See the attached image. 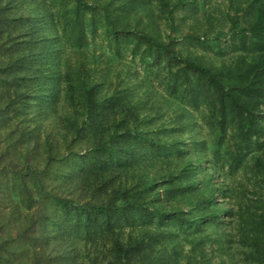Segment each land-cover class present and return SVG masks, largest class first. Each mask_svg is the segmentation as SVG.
<instances>
[{
  "label": "trees",
  "instance_id": "16d2710c",
  "mask_svg": "<svg viewBox=\"0 0 264 264\" xmlns=\"http://www.w3.org/2000/svg\"><path fill=\"white\" fill-rule=\"evenodd\" d=\"M17 1L0 0V264H264V0H228L213 42L234 54L219 61L147 29L151 0H127L122 20L103 5L113 51L130 46L157 83L68 65L55 4ZM56 1L84 46L93 8ZM173 1L170 16L198 2Z\"/></svg>",
  "mask_w": 264,
  "mask_h": 264
},
{
  "label": "rangeland",
  "instance_id": "374dc122",
  "mask_svg": "<svg viewBox=\"0 0 264 264\" xmlns=\"http://www.w3.org/2000/svg\"><path fill=\"white\" fill-rule=\"evenodd\" d=\"M13 1L15 5L19 4L17 0ZM41 1L43 2V6H46L47 3L55 4V8H51V10L54 18H56L59 24V31L64 40V57L65 60L68 61V65H72L78 61L87 63L91 69L93 66L96 70L95 75L97 77H103L105 80H113L116 75L124 77L129 70L133 73L138 72L140 77H148L155 83H157L156 81H159V77L164 78L165 74L164 76H153L150 73L151 70L146 67V60L142 61L139 54H133L130 46H119V52H114L111 42L102 30V6L108 5V8L116 7L113 11L120 8V10H118L117 19L122 20L130 14L127 7V0H113L110 4V0H86V3H88L93 10L90 12H80L78 15V20L82 22L85 35L84 42L86 43L80 48L74 46L76 42L80 41V32L78 34L76 31H72L69 26L70 24L66 21L72 18L73 12L70 5L66 4L65 8L62 9L61 4L56 0ZM170 2L168 10L160 7L158 0H151V2L148 3L147 7L151 9L153 19H151L152 22L150 26H147V29L153 34L155 33V35H159L164 41H168L172 38L177 39L176 47L184 53L191 52L204 54L208 59L216 61H219V53L222 58H228L234 54L233 45L229 43L230 38H222L219 43V48L216 47L213 42V37L218 31L222 30L228 32L232 27L229 17H233L235 12L230 8L228 0H198L195 7L175 8L171 11V16L169 15V12L174 1L171 0ZM97 3L99 4L96 7L95 4ZM93 18L97 25L94 31L91 30L90 26ZM141 22H146L144 16H142ZM130 25H134V22L130 21ZM139 27L141 28V25H139ZM187 35L200 37L203 42L198 43L196 41L185 40L184 38L187 37ZM206 38L209 42H206ZM93 58L95 60H93ZM159 91L163 92L164 95L167 94L165 93L167 91L165 90L164 92L163 88H159ZM196 118H198V115H195L194 119ZM196 123L197 127L202 129L199 119H196ZM12 125L11 122V131ZM6 132L7 131H5L4 128L0 131V146L2 147L4 146L3 141L5 140ZM185 137H187V134H185ZM206 167L207 165L205 164L204 168ZM242 175L243 173L239 172L235 177L234 187L237 195L239 194V191L240 193L245 191L244 189L247 181ZM215 180H219L218 176H216ZM247 188L249 189V192L246 197L250 200L253 198H250L252 196L250 193L255 190H252V186L249 185ZM239 198L241 199L242 196ZM18 200L19 198L17 196H13L11 199L14 204L18 203ZM226 206L231 207L230 204H227ZM183 243L185 242L183 241ZM185 248L187 249L186 245ZM239 259H241L239 256L235 258V260Z\"/></svg>",
  "mask_w": 264,
  "mask_h": 264
}]
</instances>
